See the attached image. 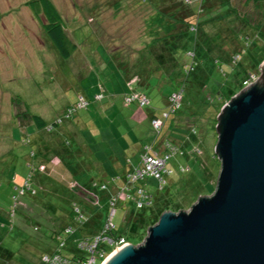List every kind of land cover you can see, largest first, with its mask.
I'll return each instance as SVG.
<instances>
[{
    "label": "rangeland",
    "instance_id": "rangeland-1",
    "mask_svg": "<svg viewBox=\"0 0 264 264\" xmlns=\"http://www.w3.org/2000/svg\"><path fill=\"white\" fill-rule=\"evenodd\" d=\"M28 1L0 0V181L5 184L3 191H0V234L5 229L8 230V209L12 210L9 208L11 188L21 187L28 179L36 193L30 194L26 191L19 198L20 205L10 232L4 236L0 235V259L6 260L4 255L8 253L10 247L12 253L8 255V259L10 257L16 259L22 254L23 264H36L40 258L38 246L43 249L48 245L47 242L42 244L39 241L40 232L45 233V230L56 221L48 217L47 210L58 209L62 215L60 216L64 218L73 202L81 212L85 209L91 210L87 203L91 201V194H95L100 200L99 205H96V211L104 213L106 200L98 185L102 183L101 181L109 184L106 180H110L111 174L104 177L99 173L100 168L104 167L110 171L113 168L112 173L114 170L117 173L122 170L120 166L123 163L129 161L137 163L143 150L140 139L149 145L156 139L158 133L150 126L145 115L134 129H129L139 139L131 146L134 136L127 133L124 127H120L116 123L117 119L111 120V116L115 115L113 110L116 114L126 117L135 110L147 113V109H153L159 112L165 105L163 98L174 90L169 85L146 89L150 99V104L146 108L137 107L135 104L128 107L123 105L125 80L122 78L124 72L121 71L122 69L124 71V68L121 63L128 65L138 56L140 50H145L153 38L156 17L161 15V10L168 11L174 5L176 9L178 0H51L61 16L67 35L76 45L67 59L61 58L52 46L42 27L45 19L42 15L37 16L33 13L27 6ZM261 1L262 3L257 5L258 2L253 0L252 5L244 8L241 7V0H235L236 6H240L243 11L246 10L253 22L264 18V12L262 13L264 0ZM232 25L239 30L244 24L233 21ZM204 29L207 30L205 32H214L211 26H205ZM256 36L258 37L256 47L261 48V45L264 47V37ZM223 41L225 39L221 40L222 45ZM224 48L229 50V60L234 52L229 37L226 38ZM257 48H249L248 56L250 53L254 55ZM175 55L186 64L182 68L185 73L191 60L184 51H175ZM245 58L239 66L230 67L223 64L222 69L226 70L224 73H227V76L217 65L207 63L213 77L209 86L219 87L224 93H227L231 86L240 87L241 82L235 74H244L242 68L250 61L256 60V57L249 60ZM260 64L257 69L250 64L254 72L260 70L259 76L263 67ZM193 72L190 74L191 77ZM202 74L205 75L206 72L203 71ZM261 80L263 81V77ZM97 91L103 93L100 100L94 98ZM205 93L215 101L220 97V94H215L208 87L205 88ZM185 95L186 91L182 93L183 98ZM80 96L88 101L87 107H76ZM108 104L109 106L112 104L113 109H110ZM69 107L77 109H73L67 118ZM183 108L184 106L180 111H183ZM26 110L40 115L49 123L58 119H62V122L54 126L50 132L37 130L32 124L24 122ZM210 117L206 114L194 120L176 114L172 120L176 126L184 128H190L192 124L197 126L198 134H203L206 141L208 140V145L204 142L203 144L211 149L210 153L213 155L217 128L215 124V129H211L213 122ZM169 122L170 119L167 120V123ZM133 124L134 121L131 120L130 125ZM165 129V135L169 134V129ZM27 139L29 141H23ZM173 141L181 146L184 144L177 139ZM31 150L35 151L34 157L30 155ZM71 150L76 151L77 155L69 156L73 154ZM192 150H195L194 146L189 149L190 152ZM117 152H123L125 155L129 153L130 160L123 156L115 158ZM44 153L46 159L42 156ZM64 155L66 157H63ZM41 157L43 169H40ZM216 159L220 168L217 156ZM177 160L178 156H174L167 163L168 167L174 169V173L167 177L164 189L169 188L168 190L172 191L169 197L171 207L178 202L184 206L180 209L188 210L191 205L187 204L185 197L173 188L179 184V174L175 171ZM79 164L86 167L85 174L78 171ZM70 182L78 185L69 189ZM140 184L152 194V199L158 194L162 195L157 191L156 178L147 177L141 180ZM80 188L87 191L86 196ZM155 202L156 199L153 203L144 201L143 209L138 210V213H150ZM24 206L31 210L30 213H27ZM115 207L116 212L112 217L115 227L123 233L127 242L132 245L140 244L144 239L141 240V237H145L147 230L135 225L134 221L130 220L131 217L125 219L126 215L137 214V209L131 206L129 201L119 202ZM3 210H7V215ZM2 223L5 224L4 227ZM70 223L76 226L75 220ZM36 227L37 231L34 230ZM56 230H59L57 225L48 231L54 233ZM49 244L55 247L50 241ZM18 262L12 260L10 264H20ZM95 264H99V260Z\"/></svg>",
    "mask_w": 264,
    "mask_h": 264
},
{
    "label": "trees",
    "instance_id": "trees-1",
    "mask_svg": "<svg viewBox=\"0 0 264 264\" xmlns=\"http://www.w3.org/2000/svg\"><path fill=\"white\" fill-rule=\"evenodd\" d=\"M241 1V7L245 8L250 6V4L252 5L253 0ZM254 1L258 2L257 5L262 3L261 0ZM177 2L178 4L176 9H174L176 7L174 5L169 8L168 11L161 10V15L156 17V25L154 27L155 30H153L154 32L152 34L153 38L151 42L146 45L145 50H140L137 54L138 56H136L132 62L128 63V65L126 63H121L122 67L124 68V71L123 69L121 71V73L124 72L122 78L125 80V88L123 90L124 93L122 96L123 105L128 107L131 104H135L137 107L146 108L150 104L149 95L145 91L146 89L169 85L173 87L174 90H172L163 98L165 105L162 109H160L159 112H156V110L153 109H147V113L135 110L131 111L130 115L126 117L119 113L116 114V112L113 110L115 115L111 116V120L113 118L117 119L116 123L120 125V127H124L127 133H130L134 136V134H132L131 130L129 129H134L139 121L145 117V115H147L150 126L152 127V120L155 118H161L162 112L168 110L171 95L180 91V107L168 118L164 119L162 129L157 134L153 143L155 146H159L162 141H167L172 145H178L182 150V154L175 155L178 156L177 161H179L175 170L179 174V184L173 188L176 189V192L178 191L183 197H185L187 204L191 205L200 195L210 194L213 192L219 171V162L216 159L217 155L215 153L212 155V153H210L211 149L203 144V142L207 144L208 140L206 141L203 134H198L196 129L197 126H194L193 124L190 128L176 126V124H174L175 121L172 120V117L177 114L178 116L182 115L185 118L195 120L200 119L202 116L204 117L206 114H209L210 117L213 111H215V113H213V115L210 117L211 121L213 122V124H211V129H215V124L217 122L216 116L222 105L225 104L241 88H243V82L248 78V74L260 73V70L258 72H254V70L251 68V65L257 69L258 65L264 60V47L262 45L261 48L256 47V40L258 38L256 35L264 37V23H261L264 22V18L260 21L257 20L253 22L246 10L243 11L240 9V6H236L235 0H188V2L186 0H178ZM27 6H29L33 13H35L37 16L42 15L45 19V22L42 23V27L52 46L58 52L59 56L63 59L69 58L71 53L75 50L76 45L67 35L61 16L56 7L53 5L52 1L29 0L27 2ZM263 12L264 10H262V13ZM233 21H240L244 25L238 30L234 28V25H232ZM205 26H211V28L214 29V32H205L207 31L204 29ZM227 37H229L230 41L232 42V49L234 50V52L231 54L232 57L230 56L229 60V50L224 48ZM223 39H225V41H223L222 45L221 40ZM251 47L257 48V52L254 55L250 53V57L248 56V49ZM175 51L186 52L188 58L191 60V63H189V69L185 73L183 72L182 68H184L186 64L182 63V59H179L178 56L175 55ZM245 57H247L248 60L252 57H256V60L255 62L250 61L249 64H246V67L242 68L244 74H235L236 78H238V80L241 82L240 87L231 86L229 87L227 93H224L219 87L215 88L211 87V85L209 86V82L213 77H211L212 74L209 70L210 66H208L207 63L212 65L215 64L219 67V69H222L223 64L230 65V67L239 66ZM195 68L197 69L195 70ZM230 69H228V72ZM203 71L206 72L205 75L202 74ZM225 71L222 69V73L227 76V73H224ZM192 72L193 75L191 77L190 74ZM206 87H208L215 94H220V97L218 96L219 99L217 101L213 100L210 95H206ZM185 91L186 95L183 98L182 93ZM138 93L144 94L146 96L148 99V104L140 106L136 100H133L129 103L125 102L124 97H131L132 95ZM94 95L96 100L103 98V93L101 91L95 92ZM97 95L99 97H96ZM84 100L86 101V104L82 107H87L88 101L86 99ZM182 106H184L183 111H180ZM76 107L79 108L80 106L76 105ZM77 108L69 107V109L72 110H76ZM26 111H24L25 115L23 116L24 122L26 121V124H32L37 130H48L47 132H50L54 126L62 122V119H58L52 123H49L40 115ZM71 113L67 114V118H69ZM168 119H170L169 123H167ZM131 120L134 121L132 126L130 125ZM165 128L169 129L170 131V133L167 135H165ZM214 136H216V133ZM173 139L182 141V143L184 142L183 146L177 144L175 141H173ZM23 141L25 142L29 140L27 139ZM193 146L196 150H192V152H190L189 149ZM157 148H161V145ZM39 153L41 154L40 150ZM30 155L31 157H34L35 151L31 150ZM44 155L45 153L42 154L43 157L46 156ZM137 164H139V161ZM137 164L134 167H136ZM180 166H188V169L182 172L180 171ZM170 169L172 172L168 175H164L165 183L161 188L159 187V182L157 181V191L158 193L161 192L162 195L158 194L156 198L154 197V199H152V194L147 190V188H145V186L140 184V182L135 184L136 187H143L147 191V193L150 195L148 201L153 203L156 199V202L151 207L150 213L140 214L138 213V210L141 211L143 208H136L137 214H134L133 216L126 215L125 219H129L131 217L130 220H133L135 225L147 230L149 226L153 225L158 220L160 214L163 211L167 209L178 210L184 207L178 202L175 203L173 207L170 206L171 203L169 204V197L172 191L168 190L169 188H164L168 180L167 177H170L174 173V169ZM132 170L133 169L130 171ZM124 179L125 175L122 178V182ZM213 182H215V184ZM103 184L105 185V188H101V185ZM4 185L5 184L0 181V191H3L2 189L4 188ZM26 185L29 187L28 189H26ZM77 185V183L74 186L69 184L68 188L71 189ZM118 186H116L114 190V188L109 189L110 185L105 182H102L98 185L99 189L103 192L102 196L106 200L105 211L102 214L96 211V204H93L91 196V201L89 200L91 202H89L90 204L86 202L88 199L85 201L91 206L89 207L91 210L86 211L85 209L84 212H81V209L75 202H73L71 203V207L67 212L66 218L61 217L62 215L58 209L47 210L48 217L56 220L50 225L49 229L57 225L59 230H56L54 233L53 231H48L49 229H46L45 233L40 232L41 238H38L39 241L42 244L47 242L48 245H46V247L43 249L38 246L40 249V258L36 264H42L41 256L43 254L52 255L55 253V251H59V253L63 256H71L72 259L85 258V253L76 247L77 241L84 237L92 239L94 236L101 233L104 222L108 217V212L110 210L109 200ZM21 187L24 189L22 193H19V189ZM21 187L16 186L14 189L11 188L12 191L9 195V208L12 210L8 209V230L5 229L2 231L0 234L2 236H4L6 233H9L13 226L12 223L16 215L15 213L17 212V209L20 205L19 198L23 196L26 191H28L30 194L36 193V190L31 187L28 179L25 180V183ZM84 196L86 195L84 194ZM99 202L100 200L98 201L97 205ZM129 203L131 206L135 207L132 202L129 201ZM75 207H77L80 212L75 211ZM25 209L27 213H30L31 210L29 211V209L26 207ZM4 212L6 214L7 210ZM69 220L70 222L75 220L76 226H74L75 224H71ZM1 225L4 227L3 225L5 224L2 223ZM66 228H70V231L67 233L65 232ZM34 230L37 231L38 228L36 227ZM104 235L111 238L112 240H116L120 237L125 238L123 233L115 227V224L112 229L104 232ZM30 238L33 237L30 236ZM143 238L144 236L141 237V240ZM62 239L64 240L65 245L58 250V244ZM48 240L53 243L55 247L49 244ZM27 241L25 246L27 245ZM8 248V253L4 255L6 260L0 259V264H10V261L12 260L19 261L20 264H23L24 257L22 254H19V257L16 259H12V257L8 259V255L12 253L10 247ZM98 248L105 250V255H108L114 249V246L110 245L107 241H104L98 244ZM101 261L102 260L99 259V264Z\"/></svg>",
    "mask_w": 264,
    "mask_h": 264
},
{
    "label": "water",
    "instance_id": "water-1",
    "mask_svg": "<svg viewBox=\"0 0 264 264\" xmlns=\"http://www.w3.org/2000/svg\"><path fill=\"white\" fill-rule=\"evenodd\" d=\"M260 66L259 80L217 115L213 192L188 210L162 212L140 244L127 242L101 264H264V60Z\"/></svg>",
    "mask_w": 264,
    "mask_h": 264
},
{
    "label": "built area",
    "instance_id": "built-area-1",
    "mask_svg": "<svg viewBox=\"0 0 264 264\" xmlns=\"http://www.w3.org/2000/svg\"><path fill=\"white\" fill-rule=\"evenodd\" d=\"M236 57V56H235ZM259 74L250 73L248 74V78L244 80L243 87H248L251 84L257 82L259 80ZM99 97V96H96ZM126 103H129L133 100H136L140 106L148 104V99L144 94H134L131 97H124ZM86 104V101L82 96L79 97L78 106L82 107ZM181 104V94L180 91L173 93L170 97V103L168 106V110L162 112L161 118H155L152 120V127L159 133L162 129L164 119L168 118L171 114H173ZM72 109H69L66 113H71ZM61 120V119H59ZM161 145V148H157ZM159 146L153 145H144L142 148V152L140 154L139 164L133 168L132 171L128 172L125 175V179L122 184H120L114 194L111 196L109 200L110 210L108 212V217L106 218L103 229L100 234L94 236L92 239L89 238H81L77 241V249L83 251L85 253V258H76L72 259V257L63 256L59 253V251H55L54 254H43L41 256L42 264H95V262L99 259L102 261L100 264L109 256L117 248L127 244L125 238L120 237L116 240H112L111 238L104 235V232L112 229L114 224L112 223V217L115 214V206L119 202H133L135 208L140 209L144 206V201L149 200V194L143 187H136L135 184L139 183L141 180L147 177H154L159 182V187L165 183L164 175H168L172 172V170L167 166L168 161L174 157L175 155L182 154V150L178 145H172L170 142L162 141ZM196 150V149H195ZM43 169V166L40 167ZM188 166H180V171H186ZM76 184V183H75ZM74 183L71 186L75 185ZM25 187V186H24ZM29 187L26 185V189ZM101 188H105V185H101ZM23 187L19 189V193L23 192ZM82 193H87L81 189ZM91 198L93 203L97 204L99 199L95 194H91ZM135 198H137L135 200ZM135 200V201H134ZM75 211H79L77 207H75ZM81 217V215H80ZM70 228H66L65 232H69ZM107 241L110 245L114 246V249L108 254L105 255L104 251L98 248V244L100 242ZM65 245L64 240H60L58 244V250Z\"/></svg>",
    "mask_w": 264,
    "mask_h": 264
},
{
    "label": "crops",
    "instance_id": "crops-1",
    "mask_svg": "<svg viewBox=\"0 0 264 264\" xmlns=\"http://www.w3.org/2000/svg\"><path fill=\"white\" fill-rule=\"evenodd\" d=\"M108 106H109V104H108ZM109 108L110 109H112L113 108V105L111 104L110 106H109ZM133 139H134V141L131 143V146L132 145H134L136 142H138V140L139 139H137V137L136 136H134L133 137ZM141 141H140V145H141V148L144 146V145H149V144H143V141H142V139H140ZM143 144V145H142ZM154 143H152V144H150V145H153ZM43 144H41V146H42ZM44 146V145H43ZM42 146V147H43ZM42 147H40L41 149H44V148H42ZM141 148H140V152H141ZM130 149H132V147L130 148ZM136 149V148H135ZM135 149H133V151L135 150ZM82 150V152H83V148L81 149ZM131 151V150H130ZM64 152H67V151H64ZM71 152L73 153L72 155L70 154L69 156H75V155H77V152L76 151H74V150H71ZM135 152V151H134ZM137 153H139L138 151H137ZM63 155V154H62ZM128 155H129V153H128ZM128 155L126 154L125 155V153H118L117 152V155H115V158H118L119 156H123V157H125L128 161L130 160V157H128ZM45 156V155H44ZM63 157H66L65 155L63 156ZM114 157V151H113V155H112V158ZM128 157V158H127ZM45 159H46V156H45ZM58 159V158H57ZM58 161H59V159H58ZM40 162H41V166H43L42 165V162H43V157H41V159H40ZM179 161H177V163H178ZM54 163H56V162H54ZM61 163V162H60ZM137 163H133V162H131V161H129L128 163H126V164H122L120 167H122V170L121 171H118L117 173H116V171L114 170V172L112 173V170H113V168L111 169V171L110 170H107V169H104V167L103 168H100V172L99 173H101L102 175H104V177H105V175L106 176H109V174H111V178H110V180H106V181H109V184L108 185H110V187H109V189L110 188H115L116 186H118V185H120L121 184V182H122V178L124 177V175H126L131 169H133V167L136 165ZM115 165H117V163H115ZM138 165V164H137ZM78 171H80V172H82L83 174H85V172L87 171V169H86V167H84L83 165H78ZM101 182H104V181H101ZM73 182H70L69 184L71 185ZM75 184V183H74ZM97 205V204H96ZM99 205V204H98ZM28 206V205H27ZM26 206V207H27Z\"/></svg>",
    "mask_w": 264,
    "mask_h": 264
}]
</instances>
